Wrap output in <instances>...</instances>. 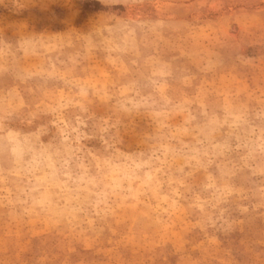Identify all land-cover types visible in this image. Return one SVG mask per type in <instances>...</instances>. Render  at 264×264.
Instances as JSON below:
<instances>
[{"label": "rangeland", "instance_id": "obj_1", "mask_svg": "<svg viewBox=\"0 0 264 264\" xmlns=\"http://www.w3.org/2000/svg\"><path fill=\"white\" fill-rule=\"evenodd\" d=\"M193 5L101 28L88 0L0 4L13 42L52 38L3 77L26 107L0 130V264H264V45L246 63Z\"/></svg>", "mask_w": 264, "mask_h": 264}, {"label": "clouds", "instance_id": "obj_2", "mask_svg": "<svg viewBox=\"0 0 264 264\" xmlns=\"http://www.w3.org/2000/svg\"><path fill=\"white\" fill-rule=\"evenodd\" d=\"M16 5L17 0H10ZM90 3L100 4L104 7L99 11L101 17L100 27L103 28L106 20L114 19L117 15H127L132 7L142 4L143 0H88ZM3 0H0V4ZM122 4L125 6L124 13L114 6ZM195 7L207 8L212 12H219L223 20L222 27L218 30L217 40L237 52H252L246 58V63H251L260 58V49L257 45H264V0H194ZM2 11V9H0ZM53 21L56 17H52ZM60 23H71L67 17ZM72 35H75L74 33ZM46 35L21 36L13 42V38L6 37L0 32V130H3V121L8 120L13 114H21L26 107L20 100L15 88L6 91L8 85L3 77L9 68V57L11 63H16V53L23 51L28 54L29 50L37 48L45 49L51 40ZM76 39L81 37L76 36ZM71 42V41H69ZM126 264H135L127 261ZM181 264H198L196 260H185Z\"/></svg>", "mask_w": 264, "mask_h": 264}, {"label": "trees", "instance_id": "obj_3", "mask_svg": "<svg viewBox=\"0 0 264 264\" xmlns=\"http://www.w3.org/2000/svg\"><path fill=\"white\" fill-rule=\"evenodd\" d=\"M96 5H98V6H99V4H96Z\"/></svg>", "mask_w": 264, "mask_h": 264}]
</instances>
